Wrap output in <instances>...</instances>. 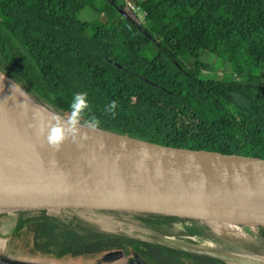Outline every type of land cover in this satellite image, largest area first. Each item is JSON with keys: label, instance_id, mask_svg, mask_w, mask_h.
<instances>
[{"label": "trees", "instance_id": "trees-1", "mask_svg": "<svg viewBox=\"0 0 264 264\" xmlns=\"http://www.w3.org/2000/svg\"><path fill=\"white\" fill-rule=\"evenodd\" d=\"M131 1L148 8L144 19L156 21V33L139 17L124 16L126 0H0V71L53 112L67 115L73 94L87 93L88 114L100 119L99 130L177 147L264 153V0ZM83 10L102 18L77 19ZM201 50L223 56L239 77H203L188 65ZM246 58L258 74H243ZM113 100L115 115L105 114ZM0 108V135L29 127ZM243 226L264 243L263 224ZM10 232L27 249L0 253L18 257L13 260L40 252L90 261L119 249L122 255L109 264H128L135 253L143 264H241L153 237L232 244L201 217L0 208V237Z\"/></svg>", "mask_w": 264, "mask_h": 264}, {"label": "water", "instance_id": "water-1", "mask_svg": "<svg viewBox=\"0 0 264 264\" xmlns=\"http://www.w3.org/2000/svg\"><path fill=\"white\" fill-rule=\"evenodd\" d=\"M0 91L44 125L55 115L1 71ZM82 132L87 133L86 140L69 139L59 151L48 145L46 132L0 136V208L132 211L187 218L239 208L264 218V153L177 147L99 129ZM257 222L264 225V220ZM121 255L119 249L110 250L101 259L109 262ZM143 263L136 253L128 260ZM0 264L26 263L0 257Z\"/></svg>", "mask_w": 264, "mask_h": 264}, {"label": "rangeland", "instance_id": "rangeland-1", "mask_svg": "<svg viewBox=\"0 0 264 264\" xmlns=\"http://www.w3.org/2000/svg\"><path fill=\"white\" fill-rule=\"evenodd\" d=\"M124 9L125 11H127L126 6L124 7ZM147 12L148 8L143 7V11L140 13L141 15L139 17V21L146 25L147 30L151 34L156 33L155 31L158 29L156 21L149 23L146 22L144 19ZM96 17L99 16H97L95 12H92L90 10H83L76 15L77 19H95ZM99 18H102V16H100ZM142 52L145 55L148 54L146 50H143ZM194 61L195 59L189 58L188 65L192 68H199L203 77H216L220 80L233 79V74H230V66L228 62L223 58V56L211 54L206 50H201L199 56L196 59L197 62L194 63ZM242 68L244 75L258 74L260 72V70L256 69L252 62H250L247 58L244 60ZM42 106L46 110L54 113L55 115L67 116L60 112H53L45 105ZM204 217L208 219L210 223L215 227V229L219 231L222 235L231 237L233 239V242L229 247L225 248L214 244H183L180 242H174L173 240L168 239L159 234H154L153 237L157 240L170 242L186 250L216 256L231 262H238L241 264H253L252 262L254 261V259L252 257L257 258V260H260L258 259V257H262L263 260L261 261H264V243L252 238L242 229L243 224L246 222L244 220L252 221L251 219L239 218L238 216L232 214L229 211H216ZM237 220L240 221L237 223V225H235V231H237L244 237H240L238 235L233 234L234 229L230 227L232 223L236 222ZM9 248L15 249L16 252L22 254H25L27 252V249H23V247L21 246V241L12 232L0 237V253L4 251H9ZM7 256L11 259L18 258H14L11 254ZM0 257L5 258L3 255H1ZM24 260L26 264H109L108 261H103V259H101L100 257L95 260L91 259L90 261H84L83 259H81V257L72 258L65 256L64 258H54L50 254H43L40 252H32L31 256H24L16 261Z\"/></svg>", "mask_w": 264, "mask_h": 264}, {"label": "clouds", "instance_id": "clouds-1", "mask_svg": "<svg viewBox=\"0 0 264 264\" xmlns=\"http://www.w3.org/2000/svg\"><path fill=\"white\" fill-rule=\"evenodd\" d=\"M117 101H111L104 109L105 114L116 113ZM90 104L87 93L76 92L73 94L70 103V112L67 116L54 115L47 125L42 124L41 133L46 132V141L50 147L59 151L65 141L71 139L77 143L88 138L86 132L99 129L101 121L95 115H89ZM83 120V124L81 121ZM54 121V122H53Z\"/></svg>", "mask_w": 264, "mask_h": 264}, {"label": "bare ground", "instance_id": "bare-ground-1", "mask_svg": "<svg viewBox=\"0 0 264 264\" xmlns=\"http://www.w3.org/2000/svg\"><path fill=\"white\" fill-rule=\"evenodd\" d=\"M5 79V78H4ZM6 80V79H5ZM15 85V84H13ZM16 86V85H15ZM17 87V86H16ZM0 103H2V105L6 108V110L8 112H12L14 113V115H16L17 117H21V119L25 122H28L29 121V127L23 131V132H20V133H17V134H12V135H0V136H17V135H25V134H31V133H34V132H38L40 131V128H41V125L43 124L40 119L38 118H35L31 115H29L28 113H25L24 111L20 110L19 109V106L16 105L15 103H13L11 100L7 99L0 91ZM1 116H2V112H1V108H0V120H1ZM229 212H231L232 214L238 216L239 218H248V219H251L252 221H263L264 218L258 214H256L255 212L253 211H250V210H247V209H239V208H233V209H229L227 210ZM105 216V215H104ZM176 217V216H174ZM107 218V217H105ZM238 218V219H239ZM174 219V218H173ZM176 221V220H175ZM240 220H237L236 222H233L232 225L230 227H232L234 229L233 231V234L235 235H238L240 237H244L242 236L240 233H238L237 231H235V225H237V223L239 222ZM246 222H250V221H247V220H244ZM107 222V221H106ZM110 222V221H109ZM107 227V226H106ZM105 227V228H106ZM109 227V226H108ZM244 227V226H243ZM263 229V228H262ZM123 239V238H122ZM256 243H259V242H256ZM263 243V242H262ZM89 245V244H88ZM73 248V247H72ZM252 257V256H250ZM254 261L252 262L253 264L254 263H263L264 264V261H261L263 260L262 257H258V259L260 260H257V258H254Z\"/></svg>", "mask_w": 264, "mask_h": 264}, {"label": "built area", "instance_id": "built-area-1", "mask_svg": "<svg viewBox=\"0 0 264 264\" xmlns=\"http://www.w3.org/2000/svg\"><path fill=\"white\" fill-rule=\"evenodd\" d=\"M126 4V8H127V13L130 14L131 16H134V17H140V13L143 11V8L140 4H136L134 3L133 1L131 0H126L125 2ZM233 74V79L235 78H238L239 75L236 74V73H231Z\"/></svg>", "mask_w": 264, "mask_h": 264}, {"label": "crops", "instance_id": "crops-1", "mask_svg": "<svg viewBox=\"0 0 264 264\" xmlns=\"http://www.w3.org/2000/svg\"><path fill=\"white\" fill-rule=\"evenodd\" d=\"M243 71V70H242ZM230 73H231V70H230ZM213 78H216V77H213ZM218 79V78H217Z\"/></svg>", "mask_w": 264, "mask_h": 264}, {"label": "flooded vegetation", "instance_id": "flooded-vegetation-1", "mask_svg": "<svg viewBox=\"0 0 264 264\" xmlns=\"http://www.w3.org/2000/svg\"><path fill=\"white\" fill-rule=\"evenodd\" d=\"M99 257H100V258H102V255H101V256H99ZM99 257H98V258H99Z\"/></svg>", "mask_w": 264, "mask_h": 264}]
</instances>
